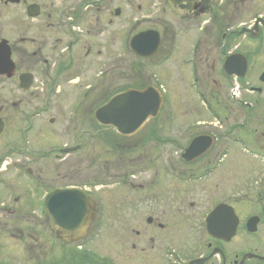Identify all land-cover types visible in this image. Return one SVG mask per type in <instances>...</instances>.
<instances>
[{"label": "flooded vegetation", "instance_id": "1", "mask_svg": "<svg viewBox=\"0 0 264 264\" xmlns=\"http://www.w3.org/2000/svg\"><path fill=\"white\" fill-rule=\"evenodd\" d=\"M135 1L0 0L1 15L17 14L8 24L13 34L4 35L0 26V45L9 55L8 64L0 61V98L10 97L0 99V139L8 144L0 158V264H30L42 244L53 256L42 264H264V0ZM134 8L139 16L130 18L127 32L126 11ZM143 23L149 27L138 29ZM30 29L41 33V42ZM146 31L159 33V47L141 59L129 41ZM127 48L135 62L155 59V66L166 67L167 94L174 95L176 80L189 97L183 128L169 124L171 150L150 161L154 179L144 188L121 185V198L103 206L91 192L104 185H65L37 199L30 186L40 178L24 161L25 142L37 130L31 121L40 112L29 109L30 98L71 89L75 98L81 88L77 113L90 108V92L102 90L103 104L142 88L140 67L126 66ZM95 59L102 72L94 82ZM150 134L143 138L157 139L154 130ZM81 136V144L92 143V133ZM196 137L204 138L195 149L201 152L186 153ZM80 148L65 145L58 152L68 156ZM67 188L82 189L94 206L87 234L76 241L59 236L43 206L47 193ZM218 207L211 234L207 220ZM35 209H41V232L31 230V218L40 223ZM225 222L236 224L232 237ZM48 227L52 235L45 239Z\"/></svg>", "mask_w": 264, "mask_h": 264}, {"label": "rangeland", "instance_id": "2", "mask_svg": "<svg viewBox=\"0 0 264 264\" xmlns=\"http://www.w3.org/2000/svg\"><path fill=\"white\" fill-rule=\"evenodd\" d=\"M135 3L139 4L137 0ZM126 12V27H128L131 21L130 18H133L134 15H136V17L139 15H137L135 8L133 10L129 9ZM16 15L17 14L15 13H7L6 15H1L0 13V26H2L1 31L4 35L8 33L11 34L12 29L8 24H14V18ZM37 24L40 23L34 21V24L32 25ZM146 27H149V24L143 23L138 29ZM129 28L130 26L126 29L127 32ZM29 36L35 37L36 40L39 39L41 42V33L39 31L36 32L34 29H30ZM125 54L127 58V67L136 64L140 67L141 82L143 86L149 84L157 86L161 84L166 92L169 91L168 86L170 83L167 79V75H164L165 72L163 70L166 68L164 65L162 67L155 66V59L135 62V59L131 57L128 48L126 49ZM105 58L106 57H103L101 59L103 60ZM94 68L95 73L93 77L95 82V75L98 72H102L96 64V59ZM36 73L37 81H40L41 77L39 70H36ZM154 76L157 78H154ZM173 86L175 88L174 95L171 96L170 94H166L167 103L164 105L158 121L155 124H151V129L154 130V135L159 142L167 138L169 124L172 121L175 120L181 125V128L184 126L179 122L183 121L181 116L187 110L183 105L189 97L183 95V89L181 90L180 85L176 80L174 81ZM81 90L82 89L79 88L76 91L80 93ZM72 91L73 89L70 90L69 94H63L62 91L57 95L52 93L48 97L34 96L30 98L29 101V109L31 111L33 109H39L40 111L36 118L31 121L34 123L37 130L34 132L31 130L29 139L25 142L27 153L25 152L24 155L25 164L27 165L28 163L27 166L32 171L33 177L36 178V176H38L40 178V181L36 183V187L33 185L30 186L32 189L31 192L33 191V188H37V199L41 198V194L44 191L53 188L65 185H76L78 187H83L85 189L90 188V190H92L93 186L98 183L97 186H104L99 187L97 191H92L91 195H93L92 198L94 200L99 201L100 205L103 206V201L119 200L121 198V190L126 189L121 187L123 184H141L144 188L146 184L151 183L154 179V171L151 169L152 164L150 161L154 158V153L171 150L169 148L170 145H162L161 143L156 142L155 139L154 141L144 139V136H148L147 127L137 134L135 137L136 139L128 141L125 139H115L112 141L119 144H110L104 139L106 138L104 134L109 132L100 133L99 129L92 122V110H94L96 104L101 103L100 101L102 98L104 99V95L100 93L102 90L98 92H90V94H92L90 96L88 95V101L85 102V104H89L90 108L77 113L75 110L76 102L74 101L79 93L76 92L74 98ZM172 97L175 99L173 100ZM9 98V96H4L0 99L9 101ZM84 98H86V96ZM167 109L174 112V115L167 117ZM41 110H45L44 113H41ZM49 119H53V124L48 123ZM81 132V137L83 139H85V133H92L94 135L91 144L90 141L86 142L85 140L81 144L80 139L77 137ZM41 134H43V138ZM180 134L181 130L179 129V135ZM5 140L6 139H0V158L8 150V144ZM140 140L143 141L140 142ZM27 142H29L28 145ZM77 144L81 145V148L76 153L65 156L58 152V149L65 145L74 146ZM182 145L183 144L180 143V146ZM111 146H115V148L112 149ZM176 146L174 145L173 147L174 151L178 150ZM121 152H126V155L122 156ZM3 162H9V160L4 159ZM3 166L7 167L6 165ZM34 215L36 218L40 219V223H37V221L31 218V230L41 232V209H35ZM51 235V227L44 229L45 239L49 238ZM44 241L45 240H42L43 243ZM49 251L50 248L47 245L42 244L41 255H31L30 264L52 263L53 256H47Z\"/></svg>", "mask_w": 264, "mask_h": 264}, {"label": "water", "instance_id": "3", "mask_svg": "<svg viewBox=\"0 0 264 264\" xmlns=\"http://www.w3.org/2000/svg\"><path fill=\"white\" fill-rule=\"evenodd\" d=\"M158 41L157 33L145 32L132 38L130 48L138 56L148 57L156 51ZM2 45H0V61L8 64L9 55ZM161 104L162 97L157 89L127 91L112 97L106 104L96 109L94 120L99 126L111 127L118 134L129 136L137 132L146 121L155 118ZM199 140L195 139L187 152L194 151ZM44 204L46 213L54 223L55 231L64 240H76L83 236L94 217L93 210L88 209L91 207L88 198L76 189L50 193L45 197Z\"/></svg>", "mask_w": 264, "mask_h": 264}]
</instances>
